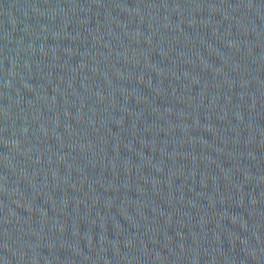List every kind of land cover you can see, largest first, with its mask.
<instances>
[{
    "label": "water",
    "instance_id": "95a60500",
    "mask_svg": "<svg viewBox=\"0 0 264 264\" xmlns=\"http://www.w3.org/2000/svg\"><path fill=\"white\" fill-rule=\"evenodd\" d=\"M0 264H264V0H0Z\"/></svg>",
    "mask_w": 264,
    "mask_h": 264
}]
</instances>
